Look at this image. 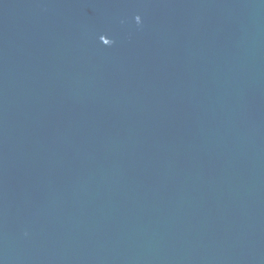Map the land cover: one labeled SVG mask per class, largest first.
I'll list each match as a JSON object with an SVG mask.
<instances>
[{
  "label": "water",
  "instance_id": "1",
  "mask_svg": "<svg viewBox=\"0 0 264 264\" xmlns=\"http://www.w3.org/2000/svg\"><path fill=\"white\" fill-rule=\"evenodd\" d=\"M0 264H264V0H0Z\"/></svg>",
  "mask_w": 264,
  "mask_h": 264
},
{
  "label": "clouds",
  "instance_id": "2",
  "mask_svg": "<svg viewBox=\"0 0 264 264\" xmlns=\"http://www.w3.org/2000/svg\"><path fill=\"white\" fill-rule=\"evenodd\" d=\"M139 17V16H138ZM140 18V17H139Z\"/></svg>",
  "mask_w": 264,
  "mask_h": 264
}]
</instances>
